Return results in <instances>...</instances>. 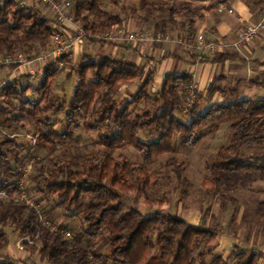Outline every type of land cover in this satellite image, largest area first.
<instances>
[{"label": "trees", "instance_id": "1", "mask_svg": "<svg viewBox=\"0 0 264 264\" xmlns=\"http://www.w3.org/2000/svg\"><path fill=\"white\" fill-rule=\"evenodd\" d=\"M136 1L145 17H161L154 23L153 34H168L170 29L182 31L184 34L178 35L185 40L193 39L194 22L177 21L192 13L190 0ZM103 7L104 0H75L72 11L76 21L92 33L122 26V20ZM52 21L16 0H0V55L22 54L28 60L37 57L53 41L56 29ZM74 72L76 82L67 104L54 94L61 70L53 65L46 67L37 86L14 82L4 88L3 105L14 114L1 110L0 125L14 133L23 130L25 122L38 143L52 149L77 142L74 134L80 129L97 134L98 150L69 158L62 152L48 163L42 161L33 177L35 191L51 196L65 218H81L80 232L68 240L65 225L51 231L38 222L34 208L0 200V251L8 246L7 230L11 229L18 238H28L32 243L25 247L47 264H224L220 255L211 252L217 235L214 228L194 226L164 212L146 217L135 208L125 209L122 196L137 192L147 202L146 190L159 187V180L168 173L182 187L180 197H187L184 163L173 156L174 135L192 147L201 140V131L231 123L230 141L216 152L208 167L210 177L202 180L201 188L222 205L238 206L241 189L264 181V158L257 162L238 158L242 150L264 141V100L212 104L197 115L192 107L187 111L189 120L183 121L177 114L184 110L185 93L192 84L188 73L166 74L160 88L150 94L151 73L122 58L84 57ZM123 86H136L131 99L118 97ZM27 91L32 98L26 96ZM50 110L63 114L62 120L51 118ZM120 148L135 150L140 160L130 161ZM30 158L29 146L15 138L0 137V190L16 182ZM255 213L264 215V201L257 203ZM83 239L94 243L88 246ZM100 239L109 245L105 256L95 246ZM232 257L233 264H255L257 259L255 253L245 252H233ZM0 264L15 263L2 260Z\"/></svg>", "mask_w": 264, "mask_h": 264}, {"label": "rangeland", "instance_id": "2", "mask_svg": "<svg viewBox=\"0 0 264 264\" xmlns=\"http://www.w3.org/2000/svg\"><path fill=\"white\" fill-rule=\"evenodd\" d=\"M74 1L75 0H70L71 4H73ZM181 1L182 0H176V3H180ZM202 1L203 0H190L196 12L202 9ZM38 5L39 8H42L41 10L36 8V6H32V8L37 9L41 15L52 19L51 16L48 15V11L40 4ZM103 10L117 15L122 20V26L127 30H132L128 25L134 26L139 30H152L155 21L161 18L159 15L154 18L145 17V15L139 10L136 0H104ZM131 11H134L135 13L132 14ZM52 23H54V21H52ZM56 30L62 32L60 33L62 39L67 38L63 35V31H68L73 34L71 29L64 26L57 25ZM110 47L117 49H135L126 46H104L94 42H84L83 44L78 45L74 52L64 56V65L61 69V74L57 78V85L54 92L55 96L60 101H64V103L67 104L76 82L74 70L76 66L82 62L84 57H87V60H96L102 55H112L114 58L121 59L119 54L113 55L109 53ZM126 59L131 61V58ZM13 67L14 66L8 69L12 71L11 68ZM8 69L0 70V84L11 81L17 82V85L23 87L27 85L37 86L42 78L41 76L30 78L24 73V71L19 70L17 72L18 74H21L19 75V79H15V81L10 76V70ZM135 91L136 86L131 88L123 86L119 89L118 97L123 98V100H129ZM147 91L150 94H154L156 88L151 85L147 88ZM26 96L32 98L29 91L26 92ZM3 99L0 91V111L7 112L8 115L14 114L13 110H10L3 105ZM220 103H227V101ZM207 105L208 104L204 98H195L192 105L194 115L202 113ZM49 116L58 120H62L63 118V114H55L53 113V110H50ZM177 116L183 121H188L190 118L189 112L184 111L183 109L177 114ZM0 120H2L1 114ZM60 127V123H57L56 128L59 129ZM261 130V134L264 136V123L262 124ZM231 132V123L222 124L211 131L210 129H205L201 131V140L192 147L184 145L180 136L175 134L173 139V156L184 163V176L189 182V187L187 188L188 196L181 198L179 192L182 187L178 184L173 175L165 173L159 180V187L146 190L147 202L146 197L137 192L124 194L122 196V203L125 209L135 208L146 217L151 216L156 211L179 216L191 225L214 228L217 233V238L225 237L232 244V252L242 251L247 254L255 253L256 255H260V247L264 245V215H257L255 212L257 203L264 201V181L256 182L247 188L241 189L238 194L239 204L236 207L228 204L222 205L218 199L209 196L201 188L202 180L210 177V171L208 169L209 165L213 162L216 152L221 147L228 145ZM14 133L16 134L15 140L17 142L22 143L25 147L29 146L30 159L34 160L33 177L37 175L42 161L48 163L50 159L55 156L58 157L62 152L65 153L68 158L80 157L88 155L100 148L97 134L94 132L85 133L83 129L76 131L74 134V137H78L77 142L66 143L63 146L54 149L41 146L38 141L32 146L31 141L27 137L28 135H32L31 127L25 122L23 123V130ZM119 152L132 162L140 160V156L133 149L120 148ZM238 158L242 161L249 162L260 161L264 158V141L259 146L242 150ZM165 159L166 156L161 158V161H164ZM29 187L40 212L43 213H41L42 216L56 226L65 225V232H70L73 237L76 233L80 232L81 218H65L59 208L54 205L51 196L46 197L35 191L33 180ZM7 232L9 243L4 250L0 251V261L11 260L15 264H47L40 259L37 252L32 253L25 246L23 250H19L16 247V243L19 240L17 233L13 232L11 229H8ZM254 234L257 236L254 237ZM83 242L88 246H92L94 243L86 239H83ZM95 246L102 256L109 253V245L105 239L97 241ZM229 247L230 246H227V248ZM200 250L201 249L196 250L195 256L198 255ZM211 252L214 255H220L221 258L224 256V253H218L216 251L215 245H213ZM223 259H225V261ZM223 259L224 264H231V257H223ZM210 260V257H208L207 261L209 262Z\"/></svg>", "mask_w": 264, "mask_h": 264}, {"label": "crops", "instance_id": "3", "mask_svg": "<svg viewBox=\"0 0 264 264\" xmlns=\"http://www.w3.org/2000/svg\"><path fill=\"white\" fill-rule=\"evenodd\" d=\"M16 1L22 3L21 6L39 8L35 0ZM222 1L224 3L221 6L232 9L233 13L217 11V4ZM202 3V9L198 12L192 5V13L188 17L178 18L177 21L182 23L192 20L195 29L193 39L197 35H202L206 40H212L218 44H231L241 28L258 21L260 12L264 8V0H203ZM128 26L132 28L130 31L154 35L152 30H139L134 26ZM167 32L171 36L184 34L182 31L170 29ZM63 35L67 37L69 32L63 31ZM109 53L119 54L120 58L125 60L131 58V61H127L143 67L146 73H151L152 86L156 88V91L160 88L166 74L188 73L192 77V84L196 86V98H204L207 106L228 104L242 99L264 100V32L255 41L243 46L240 51L231 47L204 51L186 49L183 45L175 43H154L141 45L135 49L110 47ZM19 70L22 69L17 71ZM226 101L227 103H220ZM256 236L254 234V237ZM213 245L216 246L218 253H224L223 257H231V264H233L232 244L227 238L216 237ZM227 246L230 247L227 248ZM260 248V255H257L255 264H264V245Z\"/></svg>", "mask_w": 264, "mask_h": 264}, {"label": "built area", "instance_id": "4", "mask_svg": "<svg viewBox=\"0 0 264 264\" xmlns=\"http://www.w3.org/2000/svg\"><path fill=\"white\" fill-rule=\"evenodd\" d=\"M38 4L43 6L48 15L51 16L54 23L52 27L56 29V26H64L73 31V34L69 32V36L66 39H62L60 32L54 31L52 43L43 50L37 57L28 60L22 54L17 55H0V70L8 69L14 66L12 71L10 69L9 74L13 80H18L19 75L17 69H22L27 76L34 78L36 76H43L45 69L49 65L57 67L61 70L64 65V56L74 52L77 46L84 42H94L102 44L104 46H126L131 48H137L138 46L154 43H175L183 45L186 49H199L204 51H216L222 50L226 47H231L236 51L255 41L258 36L264 32V8L261 10L258 21L255 24L247 25L241 28L235 35L231 44H218L212 40H206L202 35H197L195 39L185 40L181 35L171 36L169 34L156 33L150 35L141 31H130L123 26L113 25L109 29L103 32L92 33L84 28L81 22H77L72 11V4L70 0H35ZM22 5V3H18ZM218 12L233 13L232 9L226 7H218ZM15 80V81H16ZM14 82L8 81L0 84V91L8 87ZM196 86L191 84L185 93L184 99V111H188L192 108L195 101ZM15 133H9L0 125V137L15 138ZM31 141V145L34 146L37 141V135L27 136ZM34 160L29 159L23 166L21 174L18 176L16 182L9 188L0 190V200L20 202L32 207L38 214V222L51 231L57 229V226L50 222L47 218L42 216L39 211V207L36 204L35 198L30 191V184L33 180ZM66 239H72L70 232H64ZM31 241L26 238H19L16 243V247L19 250H23L25 244L31 245Z\"/></svg>", "mask_w": 264, "mask_h": 264}]
</instances>
